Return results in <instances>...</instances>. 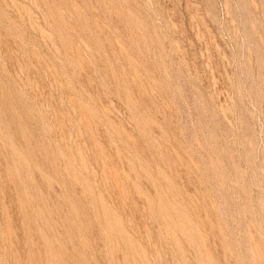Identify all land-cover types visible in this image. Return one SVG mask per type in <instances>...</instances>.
<instances>
[{"label":"rangeland","instance_id":"374dc122","mask_svg":"<svg viewBox=\"0 0 264 264\" xmlns=\"http://www.w3.org/2000/svg\"><path fill=\"white\" fill-rule=\"evenodd\" d=\"M0 264H264V0H0Z\"/></svg>","mask_w":264,"mask_h":264}]
</instances>
